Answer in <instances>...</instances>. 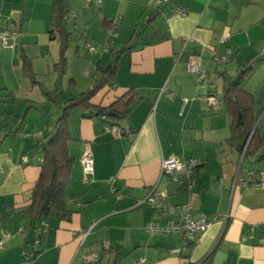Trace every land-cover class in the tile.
<instances>
[{
  "label": "crops",
  "instance_id": "crops-1",
  "mask_svg": "<svg viewBox=\"0 0 264 264\" xmlns=\"http://www.w3.org/2000/svg\"><path fill=\"white\" fill-rule=\"evenodd\" d=\"M95 1L65 5L71 40L81 35L80 20L106 36L104 44L102 34L95 37L94 50L83 47L88 68L81 82L71 78L72 85L79 93L91 88L97 64L108 65L112 53L126 47L114 80L91 101L107 106L127 91L138 101L109 130L99 118L70 113L74 163L66 191L72 214L65 221L33 220L23 212L40 174L38 147L52 131L58 106L77 97L59 102L57 96L55 105L44 97L65 74L55 66L60 44L52 0H0V32L16 31L10 50L0 40V264H264V184L252 183L264 180V158L257 160L264 145L243 162V146L239 151L228 142L221 100L225 83L249 64L241 87L253 97L256 128L264 136V0H167L160 6L151 0ZM181 8L185 16L175 14ZM81 32L90 34L93 27ZM22 55L33 79L22 68ZM189 63L205 76L191 75ZM209 97L218 100L216 107ZM85 151L92 153L91 174L81 165ZM166 158L195 161L193 180L179 185L160 176ZM154 187L167 198L163 211L134 207ZM170 205H187L195 218L210 221L182 257L173 253L182 244L178 235L146 231L149 223L164 225L175 217L167 212Z\"/></svg>",
  "mask_w": 264,
  "mask_h": 264
},
{
  "label": "trees",
  "instance_id": "trees-1",
  "mask_svg": "<svg viewBox=\"0 0 264 264\" xmlns=\"http://www.w3.org/2000/svg\"><path fill=\"white\" fill-rule=\"evenodd\" d=\"M66 2L67 0H52L51 10L53 30L56 32L60 44V59L55 65L60 75H63L65 70V51L70 40V33L66 30L63 22L66 18ZM126 49L124 47L120 51L112 53L108 65L97 64L98 75L91 88L80 92L75 98L68 99L61 107L58 106L52 131L38 147L41 153L40 174L32 190L31 202L23 211L31 219L39 220L49 217L68 221L72 214L71 197L66 191L70 170L74 163V159L68 152V142L71 137L67 120L70 113L77 109L81 112L82 118H99L104 122V125L111 127L112 121L117 122L126 118L137 103L138 97L132 91H127L117 97L107 106L95 105L91 101L97 92L114 80L118 57ZM21 59L24 72L30 79H33L34 75L29 59L25 55H22ZM250 69V65L247 64L235 77L229 79L223 87L221 96V100L226 104V112L229 117L230 138L228 142H236L239 151L246 143L258 120V116L253 113L252 95L241 87ZM57 93V89H55L50 93H44V97L48 103L55 105L57 104ZM29 110L28 107L25 111L26 114ZM263 145L264 136H261L256 128L244 150L243 162L256 156ZM263 158L264 156H261L257 160ZM194 176L195 173L188 178L187 182L192 181Z\"/></svg>",
  "mask_w": 264,
  "mask_h": 264
},
{
  "label": "built area",
  "instance_id": "built-area-1",
  "mask_svg": "<svg viewBox=\"0 0 264 264\" xmlns=\"http://www.w3.org/2000/svg\"><path fill=\"white\" fill-rule=\"evenodd\" d=\"M167 0H151L157 6L163 5ZM96 5L100 4V0L95 1ZM177 16H185L186 11L180 9L175 13ZM16 36V31L11 28H5L0 32V40L3 49H11L9 41H11ZM115 36L112 35L111 38ZM222 39L220 43H223ZM188 72L191 75H198L199 78H203L205 73L202 72L196 65L189 63ZM208 103L211 107H216L218 105V100L215 97H209ZM106 130L109 127L106 126ZM81 165L84 173L91 174L94 170V163L92 153L90 151H85L81 157ZM195 161L183 162L174 158L162 159L160 166V176H166L171 182H175L179 185H185L188 178L191 176L193 168L195 167ZM250 177H253L252 172L249 173ZM243 184L246 182L242 181ZM253 184L263 185L264 180L262 178L253 180ZM167 202V198L157 191L156 187L152 188L147 196L141 200L134 203V207L147 206L153 208L158 213L163 211V208ZM167 212L170 215H174V218H170L164 225L157 223H149L146 226V231L148 233H166V234H176L182 240L180 247L173 249V253L179 257H182L185 253L190 250V246L194 244L197 237L201 235L210 226V221L207 216L200 215L197 218L194 217L192 212L189 210L187 205H170L167 208ZM144 260H140L139 264H143Z\"/></svg>",
  "mask_w": 264,
  "mask_h": 264
},
{
  "label": "rangeland",
  "instance_id": "rangeland-1",
  "mask_svg": "<svg viewBox=\"0 0 264 264\" xmlns=\"http://www.w3.org/2000/svg\"><path fill=\"white\" fill-rule=\"evenodd\" d=\"M70 17H72V15L68 16V18L66 19V22L68 24V28L71 29L72 33H75V30H74L75 27L73 25L74 20L72 18L69 19ZM78 25L80 26L79 27V34H81V35H79L75 41L70 39L69 45L65 51V59H66L65 70H64L65 74H64V77H61V79L58 80V84H57V86H58L57 87V89H58L57 96H58L59 102L65 101L71 95L77 96L76 94L79 93V90H76V88L74 89V86L72 85L71 78H74L78 82H81L80 79L82 77L81 76L82 69L88 68V61H86V59L88 57H86L85 53L82 51L83 47L86 46L88 51L94 50L95 48L93 47L92 44H95V40H97L95 37L99 34H102V35L104 34V33H101V31L99 29H97L96 26H94V23H91L89 25V23H87V22L81 23V20H80ZM88 26L93 27V32H91L90 34L81 32V30H83V28L87 29ZM105 37L106 36H104V35L102 37L101 42L103 44L105 43V40H106ZM77 46H78V49L76 48ZM34 87L35 88H34L33 93H36V95H38V97L40 98L39 90H40L41 86H39L38 84L35 83ZM100 91L97 92V94L94 96V97H96V99L102 95L104 90L102 92H100Z\"/></svg>",
  "mask_w": 264,
  "mask_h": 264
},
{
  "label": "water",
  "instance_id": "water-1",
  "mask_svg": "<svg viewBox=\"0 0 264 264\" xmlns=\"http://www.w3.org/2000/svg\"><path fill=\"white\" fill-rule=\"evenodd\" d=\"M257 125H258V122L254 125V127H253L251 133L249 134V136H248V138H247V140H246V143H245L244 146H243L242 155L244 154V150H245V148H246V145H247V143H248V141H249L251 135L253 134L254 130L256 129Z\"/></svg>",
  "mask_w": 264,
  "mask_h": 264
}]
</instances>
